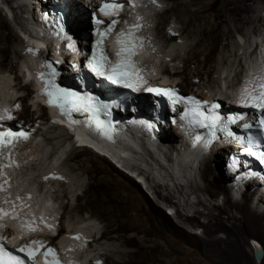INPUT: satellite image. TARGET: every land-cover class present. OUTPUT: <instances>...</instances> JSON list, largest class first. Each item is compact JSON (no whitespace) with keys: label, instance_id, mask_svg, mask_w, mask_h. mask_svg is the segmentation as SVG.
<instances>
[{"label":"bare ground","instance_id":"6f19581e","mask_svg":"<svg viewBox=\"0 0 264 264\" xmlns=\"http://www.w3.org/2000/svg\"><path fill=\"white\" fill-rule=\"evenodd\" d=\"M2 1L9 4L15 13L14 20H17L18 25L21 26L25 24L24 27H21L25 31L21 28L19 29L23 31L21 34H23L25 37L24 39L26 40V45L24 47L26 54L20 60L23 64L20 66L21 74H19L24 85H20L19 82L14 83L15 79L18 80V77L15 76L12 79L10 76L15 69L12 63L7 66L5 65L4 68L2 67L10 52L15 55L16 51H13L12 48L10 50L8 46L9 42L14 39V31L9 29L8 24L0 16V90H4V94L2 95L4 101L5 97L9 95L13 100L15 99L12 104L9 101V103H6L5 101L2 105L12 107L13 104L20 101L23 104H21L22 113L19 115V120H23L26 124H30L41 119L44 121L43 125L48 126V129H53L54 131H56V129H62L65 132V135H63L65 137L55 138L57 143L61 142L62 146L65 144L71 145L72 148L74 144H77L75 145V148L69 152L66 162L67 164H71L69 166L70 173L78 174L81 172L83 174L82 176L87 178V184L85 186L79 184L81 188L78 193L72 194L71 192H65L62 198L69 201V207L71 206V202L76 200L78 204L74 211L80 213L85 211L87 212L86 214H88V217L82 222L70 225L74 232L77 233L76 236L80 237L79 240L69 239V236L64 237L65 240L68 241L65 245L71 248L69 256L73 258L74 264H83L82 260H84V258H78L79 249L87 243L90 236L88 222H92L90 220L93 219L97 220L96 218L98 217L99 219H102L104 223L103 228L105 230L101 239L115 241L119 243L118 246L122 248V250L119 251L120 261L115 263L107 260L106 264H141L147 261L158 260L160 258V253L163 256H166L169 264H184L179 251V249H183V246L201 249L205 252L207 257H212H209L208 259L219 260L223 264H264V211L259 213L258 210L252 208V201L255 196L257 184L250 185L248 188L249 191L244 194L249 197V199L242 198V201L240 202L239 200L237 202L233 199L228 186L225 185L228 176H224V174L221 173V166L223 169L224 165L221 164L222 160L220 161V158H218V155L221 156V158L225 157V153H223L224 150L216 152L210 158L202 157L203 151L201 152L198 149L195 151L185 150L184 145H179V143H177L178 146H174L172 144L174 141L171 137L174 136V134H177L180 139V135L175 129L165 131L166 136L161 137L162 139L160 142L156 139L150 138L145 140V138L150 137L151 135L147 132H142L139 125H135L131 121L128 122L127 118L129 116L124 115L122 117V123L129 130L127 133L130 137L129 140L122 145L127 147L128 150L124 152L113 151L105 144L96 141L89 133L67 128L62 123L61 117L55 115L52 110H50V122L48 120L50 117L47 110L41 104L36 105V103H33L35 113L30 114L29 107L26 104V93L24 91H27L28 95H31L33 89L37 86L34 85L37 84V82L34 80L33 76L38 66L37 58H45L48 54L50 57L54 55L51 50L44 51L41 49V46L43 47L48 42L42 33L43 25L39 21V13L34 12L38 5L37 2L42 4L44 0H14V2H16V7L24 13L22 16L17 15L15 11L16 8H12L13 0ZM83 1L90 7L94 5L91 3L94 0ZM162 2H167L168 7L170 3L172 6L156 16L159 22L155 28V36L165 41L166 47L164 51H155L156 55H151L150 58H155V60L157 59V61L161 63V67L164 71L159 72L158 70V75L159 73L161 74L160 76L163 82H169L168 85L179 87L178 84L174 85V82L179 76H183V81L189 80L185 81L186 87L191 86V91L186 92V95L198 93L203 98L207 99L214 98L216 95L223 96L220 91L216 93L214 91L204 92L202 90L203 88L214 89L213 86L216 84L217 86L218 84L225 85L228 81L229 75L223 76V79L221 80L222 75L217 71L218 68L213 67L211 70L207 67L218 49H221L223 53L231 52V54L223 60V66L229 67V57H232L234 64L239 63L237 66L240 67V70L246 63H249L251 68H255L254 63L257 62V57L251 52L249 39L251 38L250 34L256 35L261 31V27H263L262 24L264 20L262 13L264 12V0H223L215 11L212 10L214 8H212L211 0H163ZM168 12H173L180 22L177 23L179 24V27L177 28L173 26L170 21H166L164 28L167 26V29L165 30H168L169 33H171V35L169 34L170 36H167V34L164 33V28L163 32L161 31L162 22L160 21ZM33 21L35 23L34 28L31 27ZM72 21L74 20L72 19ZM70 25L72 26L74 24L72 23ZM84 25L85 27L82 30L89 28L88 24ZM184 34L185 38L187 37L186 39L183 38ZM235 35H238L243 40V49L240 48L239 43H237ZM17 36L19 35L17 34ZM187 40H190V43H186ZM22 42L23 44L25 43L23 40ZM30 48H35V50ZM232 48L234 49L233 53ZM181 50L185 52L184 56L180 55L179 52ZM46 52H49L47 56L45 55ZM241 55H248L249 58L241 62L243 59ZM165 61L169 62L166 63ZM179 61L180 64H182V71L178 67H174L172 70L168 68L171 64L175 66ZM147 69L150 77H152L153 75L150 71V67L148 66ZM213 73H216L215 76L218 75L220 79L215 78V80H212L211 77L213 76ZM165 74L167 75V78L164 77L166 76ZM204 77L208 78L206 82H204ZM196 78L199 79V82L197 83L198 85L192 84V81H190ZM12 81L17 90H14V87V89L11 88L10 85L12 84ZM201 81H203L202 84H200ZM195 86L196 88L194 89ZM30 87L32 89L31 94L29 92ZM193 89L195 92H193ZM14 91L16 94H12ZM22 92H24V96ZM207 93H209V96ZM115 107L117 106L115 105ZM38 109L41 112L40 117L35 118L34 115L38 114L36 112ZM153 136H156V133L153 134ZM139 137H141L139 139L140 141H145L144 144L140 141H136ZM48 139L51 140V138ZM16 143V140H13V146L10 149H7L9 152H12V154H14V145ZM22 143L24 142L21 141L17 144ZM134 144L136 148H133ZM26 146L20 153V157H18L20 158L18 163L23 167L21 170L22 175H31L34 170H37L40 175L38 177L42 179L48 172L58 171L59 168L54 165L55 163H58L57 161L59 159L56 157L57 154L59 155L57 148L54 152L48 154L44 149L47 148V146H45L41 152L36 150L38 154L35 156L31 151L27 152L28 147L26 148ZM207 148H209V146ZM156 150L159 151V155L157 154L158 157L156 155ZM95 151H101L108 156H101L95 153ZM134 151L139 152H135V156H133ZM172 151H177V155H173ZM60 153H62L61 150ZM137 156H139L138 159ZM160 157H163L166 163L161 162L163 160L159 159ZM177 157L181 163L176 162ZM106 158L110 159L111 162ZM37 159L38 162H36L37 164L34 169V167H31L30 165L34 164ZM134 159L137 162L136 164L131 163V160ZM101 160L105 162L107 161V163L109 162V165L111 163V168L103 166L100 162ZM204 160H206L203 162L206 163L205 167L202 168V165H200V177L201 181L204 183V187L200 189L198 185H196L197 187L194 185L196 179L191 176L196 169L199 171L198 164ZM112 163L114 165L116 164V167L121 171L123 170L124 172H127L131 177L130 178L126 175L125 177H127V179L135 178V180L138 181L139 179L137 177H140L143 180L145 179L148 183L150 180L148 177L149 174L140 169L142 164L146 170L148 169L151 171L152 175L167 178L166 180L172 185L174 194H179L180 197L183 198L186 208H195L193 215H182L181 212L177 210L176 215L182 223L169 221L170 219L168 218V215L164 213L160 205L158 203L159 206L154 202L152 203L142 191L138 190L135 186L121 177L120 170H118ZM138 163H141V165ZM171 164L173 166H170ZM178 165L181 166L178 168ZM123 168H125V170ZM19 171V169L12 170V179H10L11 177L7 178L6 175H3L4 178H7L9 186H11L16 180L23 178L18 175ZM70 175L65 178L68 179L65 183L69 185V182L72 179L70 184L73 183L77 185L74 180V175ZM213 176L219 177L221 183L218 184V182L212 178ZM188 177L190 178L189 181H185ZM42 180L47 181L48 179ZM23 181V185H25L26 182H31L29 184L33 187L36 185L31 181V177L30 181ZM78 181L79 180L77 179V182ZM140 181L141 180H139V183H141ZM186 184H189V186L193 185L195 189L192 188V186L190 188L194 191L189 194L186 193ZM44 185V188L42 187L40 192L37 193V197L43 198L49 206H52L50 209L53 210L55 204H53L54 202L50 199L45 190L49 184L44 183ZM153 188L157 198L163 203L166 205L169 204L168 206L170 207L177 205L169 196L162 195L161 186L159 184ZM199 191H202L210 200H214V198L218 197V194L221 195L225 192V200L222 205H216L214 203H210L208 206L204 205L200 200V196H197L196 201L192 199V196L197 195V192ZM43 192H45V194H43ZM185 198H187L186 201ZM263 201L264 199H259V203H262ZM202 206H204L202 208L203 210H200ZM6 208H9V203L6 205ZM62 208H64V206H62ZM233 212H236L239 217L234 216ZM54 216L57 218L58 213H54ZM224 216H226L225 220ZM200 218H206V224L200 223ZM64 221L65 218L63 219V223ZM5 222H10L16 229L14 221H10V217H6ZM186 224L203 228L206 237L199 239L196 236L191 235L186 230ZM90 228L94 229L95 226L92 225ZM62 231H64V229L60 232ZM16 232L19 236L23 235V231L16 230ZM219 232H222L225 237L218 238L217 234ZM157 238L162 240V242L158 243L159 248H157V245L153 242ZM249 238L255 243L257 242L262 248L263 256L259 263L257 262L259 260L255 262L251 258L249 259L248 255H246L247 248H250L252 254L254 253ZM92 239L93 241L96 240V244L100 241L98 234L94 235ZM207 239L212 242L208 243ZM47 240H50V238H47ZM53 240L54 239H52V241ZM130 248H133L134 250L129 251ZM64 255L67 256L66 254ZM70 257L69 260H71ZM105 257L107 258V256ZM100 258L102 259L103 257ZM203 263L207 264V262ZM188 264H193V262L189 261Z\"/></svg>","mask_w":264,"mask_h":264},{"label":"rangeland","instance_id":"374dc122","mask_svg":"<svg viewBox=\"0 0 264 264\" xmlns=\"http://www.w3.org/2000/svg\"><path fill=\"white\" fill-rule=\"evenodd\" d=\"M162 1L163 0H161V3H162L163 6L166 7V9L171 8V6H172L171 3L169 4V7H168V3L167 2L164 3ZM211 1H212V8H214L212 10L215 11L219 7L220 3L223 0H211ZM12 5H13L12 8H14V9L16 8L15 11H16L17 15H19V16L21 15L22 16L24 14V13L21 12L20 9H18L16 7V2H14V0L12 1ZM159 13H162V12H159ZM159 13H156V15H154L152 17V28H151V33H152V36L155 39L154 41H155L156 46H157V48L155 50L156 52L164 51V49L166 47V42L163 41L162 39H160V38H158V37L155 36V34H156L155 33V28L157 26V23L159 22V20L156 18V16ZM14 15H15V13L13 12V10L9 6V4H6L5 2H3L2 0H0V16L8 24L9 29L12 30V31H14V39L11 42H9L8 46H9L10 50L12 48L13 51H16V54L15 55H14V53L10 52V54L8 55L6 61L4 62V65L2 67L4 68L5 65L7 66L10 63H12V65H13V67L15 69L13 70V73L12 74H10V73H7V74H10V76H11L12 79L15 76L18 77V80L15 79L14 83L15 82H19L20 85H24L23 80L19 77V74H21L20 66H21V64H23V63H21L20 60L26 54L25 49H24V47L26 45V40L24 39L25 37L23 36V34H21V32L25 31L23 28H21L22 26L24 27L25 24L24 25H21V26L18 25L17 20H14ZM262 17H263V20H264V12L262 13ZM29 21H32V20H29ZM160 21L162 22V24H161V28H162L161 31L162 32H163V28H164V25H165L166 21H170L171 24L173 26L177 27V28L179 27V24H177V23H180L179 22V19L177 18V16L173 12H168L167 15H164L163 18ZM262 25H263V27H261V29L264 28V21H263V24ZM19 28L23 29V31L20 30ZM165 29H167V26L164 28V30ZM164 33L167 34V36L169 35V31L168 30H165ZM17 34L20 36V38H19V36H17ZM150 36H151V34H150ZM235 36H236L237 43H239V45H240V48L243 49V40L238 35H235ZM183 38H185V34H184V37ZM22 40L25 42L24 44H23ZM186 43H190V40H187ZM233 50L234 49L232 48V53H233ZM48 53L46 52L45 55L47 56ZM179 53H180L181 56H184V54H185V52L182 51V50ZM230 54H231V52H229V53H223L221 51V49H218V51H216V53L214 55V58L207 65V67L209 69H211V70L213 69V67L218 68L217 71L220 73V75H222L221 76V80L223 79V76H228L229 75L228 76V81L225 83V85H231V83L234 82L235 78L238 76V73L240 71V67L237 66V65H239V63L238 64H234V60H233L232 57H229V61H230L229 62V67H225V66L222 65L223 60L226 59ZM48 56H49V54H48ZM241 57L243 58L241 60V62H243V61H245V60H247L249 58L248 55H241ZM157 65L159 67H161V63H157ZM174 67H178L182 71V64H180V61L178 63H176L175 66H173V67L172 66H169L168 68L170 70H172ZM192 69H193V66H192ZM4 72H5V70H4ZM215 75H216V73L215 74L213 73V76L211 77L212 80H215V78L220 79L218 75H217L218 77L215 76ZM184 80H185V78H184ZM204 80L203 81L206 82L208 80V78L204 77ZM185 81H189V80H185ZM185 81H183V76H179L178 79H176V81H175L176 84L179 85L178 88H180L181 91L184 94L186 92H190L191 91V86L190 87H186ZM190 81H192L191 82L192 84L198 85L197 82L199 81V79L196 78V79H192ZM203 81H201L200 84H202ZM11 83L12 84L10 86H11V88H13L14 87L13 81ZM214 85H215V83H214ZM218 87H219V84H218V86H217V84L215 86H213V88H215V91L214 92H216V93L218 92ZM195 88H196V86L194 87V89ZM194 89H193V92H195ZM14 90H17V89L15 88ZM31 90L32 89L30 87V91H29L30 94H31ZM24 92L26 93V98H27L29 96L28 95V92L27 91H24ZM12 94H16L15 91L12 92ZM195 95H196V93H195ZM8 97H10V95ZM6 103H9V102L6 101ZM26 104L28 105V102H26ZM28 107H29V105H28ZM34 109H35V107H34ZM29 112H30V114L35 113L34 111L33 112L30 111V107H29ZM36 112L38 114L41 113L39 111V109L36 110ZM48 120L50 121L49 118H48ZM63 135H65V132L62 129H56V131H54L53 129H48V126H44L43 125L42 132L38 135L37 139L34 140V141L31 140L28 143L26 142L25 146L27 145L26 148L28 147L27 152L31 151L32 154L35 155V156H37V154H38L36 152V150H38V152H41L42 149H43V147H45V146H47V148H44V149L48 152V154H51L57 148V152L59 153V155L57 154L56 157H58L59 159L57 158L58 159V161H57L58 163H55V164L53 163V164L56 167L59 168L58 170L61 173L62 172H65L66 175H67V177L70 174L74 175V180H75V183L77 185H75L73 183L70 184V182H72V179L69 182V185L66 184L65 182L62 183V181H59V180H57V181H51V182L48 183V180L47 181H43L41 178L38 177L40 175H39V173H38L37 170H34L35 173L32 170L33 173L31 175H28V174L22 175L21 174V176L23 178H25V181H30V177H31V181H33V183L36 184L34 187L37 190V193L40 192V189L42 187L44 188V186H45L44 183L45 184L46 183L49 184V186H48L49 188L47 187V189H45L47 191V195L54 202L53 203V204H55L54 207L58 209L59 215L60 216H63V219L64 218L67 219L69 222H65V223H68V226H70V225H75L76 223L78 224L79 222H82L85 218L88 217V214H86L87 212H85V211L82 212V213L77 212V211H74L75 207H77V204H78L76 200H73L71 202V206L69 207V201L67 199H62V198H63L65 192H71L72 194L78 193L80 191L79 189L81 188L80 185L85 186L87 184V178L85 176H82L83 174L81 172H79L78 174L70 173L69 166L71 164L70 163L67 164L66 162H67V158H68L69 152L73 148H75V145H77V144H74V146L72 148L71 145H66L65 144V145L62 146L61 145V142L60 143H57V140L55 138H57V137L58 138L65 137ZM174 137L176 139L179 138L177 136V134H174ZM48 138H51V140H49ZM172 144L174 146H178L177 143L172 142ZM60 150L62 151V153H60ZM157 154L159 155V151L158 150H156V155ZM158 155H157V157H158ZM33 158H35V157H33ZM138 158H139V156H137V159ZM218 158H220V161L222 160L221 161V164L225 163V161H224V158L225 157L224 158H221V156L218 155ZM106 159L109 162H111L110 159H108V158H106ZM159 159L163 160L162 162L166 163V161L164 160L163 157H160ZM135 161L136 160L134 159V162L132 161V163L133 164H136L137 162H135ZM36 162H38V159L34 162V164H31L30 165L31 167H34V169H35V166L37 164ZM100 162L102 163L103 166H105L107 168H111V163L109 165V162L107 163V161L105 162L103 160H101ZM138 164L141 165V163H138ZM201 165H202V168H204L205 165H206V163H202ZM114 166L116 167L117 165L115 164ZM200 168H201V166H200ZM200 168L198 169L199 171H197V169H196L193 172V174H192L191 177L196 179V183L194 185L195 186L198 185L200 187V189H202L204 187V183H203V181H201V177H200L201 176V170H200ZM117 169L120 170L119 168H117ZM123 169L125 170V168H123ZM140 169H142V171H144L145 173L149 174L148 177H149L150 180L148 181V183L145 181V179L143 180L140 177H137V178L139 180H141L140 181L141 183H139V180L138 181L135 180V178L127 179V177H125V176L128 175V174H127V172H124L123 170L122 171L120 170V175L125 180H127L130 184H132L133 186H135L138 190L142 191V193H144L146 195V197H148V199L152 203L153 202L156 203V204L158 203L160 205V207L163 209L164 213L166 215H168V218L170 219L169 221H172L174 223H177V222L182 223V221L179 220L178 217H177V215H176V211L177 210H179L182 215H187V214L189 216H192L193 215V212H194V209L195 208L194 209L186 208L185 203L183 201V198H181L179 194H174L172 185H170L169 182H168V180H166L167 178H164L162 176L161 177H156L155 175H152L151 174V171H149L148 169L146 170V168H144L143 164L140 166ZM123 173H124V175H123ZM221 173L224 174V176H227V175H225V171L222 169V166H221ZM63 175H64V177H66L65 174H63ZM150 175H151V177H150ZM134 176L136 177L135 174H134ZM128 177H130V176L128 175ZM212 178H214V180H216V182H218V184L221 183L219 177L213 176ZM77 179L79 180L78 182H77ZM189 179L190 178L188 177V178L185 179V181H189ZM67 181H68V179H67ZM158 184L161 186V193H162V195L167 196V197L169 196L172 199V201L177 204L176 206L170 207V206H168L169 204L166 205L165 203H163L161 200H159L157 198V196H156V194H155V192L153 190L154 189L153 187L156 186V185H158ZM191 186H192V188L195 189V187H193V185H191ZM191 186H189V184H186L185 185V188H186L185 191H186V193L189 194V193H191V192L194 191V190H192V188H190ZM172 191H173V193H172ZM197 193H198L197 195H193L192 196V199L196 201L197 196H200V198H201L200 200L202 201V203L204 205H207V206L210 203H214L216 205H222L223 201L225 200V192H223V194H221V195L218 194V197L214 198V200H210L207 196L204 195V193L202 191H199ZM43 194H45V192H43ZM242 198L243 199H249V197H247L245 195ZM186 199L187 198H185V201H186ZM236 201L238 202V200H236ZM240 201H242V199H240L239 202ZM232 202H235V201H232ZM190 204H191V202H190ZM261 204H262L261 209H263L264 208V205H263V203H261ZM62 206H64V208H62ZM203 207L204 206H202L200 208V210H203L202 209ZM252 208L255 209V210H258L256 207H253L252 206ZM258 212L259 213H262L261 211H258ZM233 215L236 216V217H239V215L236 212H233ZM96 219L97 220L93 219V220H90L92 222H88V225H89L88 226V229H89V233H90V236H89L88 240H90V238L92 239V237L94 235L98 234V237H99V240L100 241H99L98 244L95 243L96 240L95 241H92V243H90V244H87L86 243L87 246L85 244L81 249H79L78 258L79 259H83L84 258V260H82L83 261V264H96L97 261L99 262V264H106V261L107 260L112 261V262H115V263L116 262L118 263L120 261L119 251H121L122 248L119 247L118 246L119 243H117L115 241H109L108 239H104V240L101 239L102 234L105 231L104 228H103L104 227L103 226L104 223H103L102 219H99V217L96 218ZM225 219H226V216H224V220ZM206 222H207V219L206 218H200V223L206 224ZM62 224L64 225V227H66L65 224L62 223V221H60V223L58 224V226L61 227ZM92 225L95 226L94 229L93 228H90ZM185 226H186L187 232H189L191 235L196 236L199 239H202V238H205L206 237L205 234H204L203 228H199V227L192 226V225H189V224H186ZM70 228H72V227L70 226ZM217 236H218V238H224L225 237V235L222 232H219L217 234ZM88 240H87V242H88ZM156 240H157V242H156ZM153 242H154V244L157 245V248H159L158 247V243L159 242H162V240L159 239V238H157ZM207 242L208 243H211L212 241L207 239ZM249 242L251 244V247L254 250V253L252 254V251L250 250V248H247L246 255H248L249 259L251 258L252 260H254L256 262L257 259H256V256H255V250H256L257 246H259V247H261V246L259 244H257V242L255 243L254 241H252L250 238H249ZM182 248L183 249H179V251H180L181 258H183L182 259V262L184 264H188L189 261L193 262V264H205L203 262H207V264H223L219 260H214V259L213 260H210V259H208L210 256L207 257V255L205 254V252L203 250H201V249H195V248L190 247V246H183ZM132 250H134V249L133 248H130L129 249V251H132ZM155 254H157V253H155ZM159 255H160V258L158 260L147 261V262H143L141 264H169L168 263V259L166 258V256H163L161 253ZM105 256H107V258ZM100 257H103V258L101 259ZM210 258H212V257H210ZM260 261L261 260H259L257 262L259 263Z\"/></svg>","mask_w":264,"mask_h":264},{"label":"snow or ice","instance_id":"6c2138e0","mask_svg":"<svg viewBox=\"0 0 264 264\" xmlns=\"http://www.w3.org/2000/svg\"><path fill=\"white\" fill-rule=\"evenodd\" d=\"M152 2L155 4V0H152ZM120 7L121 5L119 4L105 3L101 5L99 11L104 15H111L113 11ZM136 19L137 23L132 28H130L127 32H121L117 35L116 43L118 45V51L116 53L117 59L115 64L109 65L108 68L105 69L100 63V60L103 59V57L97 59L95 54L93 59L89 63V68L94 75L103 76L110 83L117 84L125 88H131L133 91H136L138 83L142 81V78L139 74V69L133 62V57L137 55V48L143 46L142 42L138 41L134 35L135 31L140 27V17H137ZM96 23H99V21H96ZM114 23L115 21H113V24ZM111 30L112 24H109L108 31L110 32ZM60 31L62 32L63 29L61 28ZM103 35L104 33H101V36ZM69 46L71 47V45ZM42 67L50 68L51 66L42 65ZM55 75L56 73L53 70L48 74L47 78H43L44 74L42 73L38 74L37 76L38 79H42V82L45 86L42 95L47 98V104L50 107L57 108L60 111L61 115H67L71 111L82 109L88 112L90 120L93 119L94 114L98 110V108L94 107L92 104V101L95 98L89 96L79 97L73 92H69L65 89L57 87L52 81V78H54ZM145 90L152 92L155 95H165L172 102H175V100L178 99L174 92H168L166 90H161L157 88H147ZM242 99L244 100V104L242 106L252 107L254 109H264V78H262L261 82H257L256 86L251 90H249L248 88L243 89ZM188 101H192V98H186V102ZM101 107H106V105ZM215 108L216 105H212V109ZM212 109H210L209 111L211 112ZM197 115L199 116L200 113L197 112ZM5 119H13V117L7 110H4L3 114H0V121H3ZM182 119H184V117H182ZM220 119L221 118L218 115L212 114L199 121V123L201 127L209 126V135L213 136L214 133L212 130L215 129ZM205 121H208L210 123L206 125ZM69 122L73 124L77 123L76 121L71 120L70 118ZM259 126L261 131H264V112H262L261 118L259 119ZM85 127H90V124H85ZM244 127L248 128L250 127V125H245ZM95 130L101 136L111 139V135L108 131L107 125H103L99 119H95ZM229 135H231V133H229ZM15 139L26 140L27 134L23 131L13 132L7 129L0 131V147L10 149L13 146V140ZM195 139L199 140L200 137L197 136L195 137ZM240 143L243 145L244 140L241 139ZM205 146H207V142ZM244 151L248 152L250 155H257V153L254 151V145L251 138L248 139L247 147L244 149ZM259 158L261 161H264V152L259 154ZM3 159L4 158L0 156V160ZM14 163L15 162L10 159L7 163H0V193L6 191V185L9 183L6 178H3V170L5 168L11 167ZM48 178L49 177H45V179ZM52 178L60 179V177L55 176ZM19 199L20 197L17 196V200ZM26 199H30V197H26ZM4 202L6 203L7 200H5ZM5 217H10L13 220L17 219L15 205H13L10 211L0 208V221H2ZM41 223H43V220H41ZM45 226L50 228V226L48 225ZM21 227H27L28 232L36 231V228L29 225L27 221L24 222ZM2 239L3 238L0 237V240ZM72 239L79 240L80 237L74 236L72 237ZM4 243H7V241L4 240ZM42 247L43 245L40 243V241L33 240L26 246L17 247L15 251L23 252L24 255L28 258V260L32 262V264H36L34 257ZM68 251H71V249H68ZM40 254L43 257L42 264H61V261L57 258L56 253L53 251L52 248H45L44 251ZM0 264H24V262L20 259V257L13 255L10 251H7L2 245H0ZM67 264H74V262L69 260ZM96 264H99V262L97 261Z\"/></svg>","mask_w":264,"mask_h":264},{"label":"water","instance_id":"95a60500","mask_svg":"<svg viewBox=\"0 0 264 264\" xmlns=\"http://www.w3.org/2000/svg\"><path fill=\"white\" fill-rule=\"evenodd\" d=\"M255 256L257 260H261L263 253H262V249L261 247L257 246L256 250H255Z\"/></svg>","mask_w":264,"mask_h":264}]
</instances>
